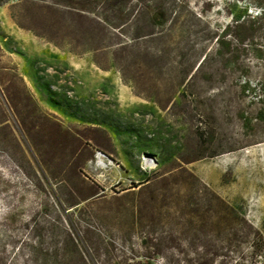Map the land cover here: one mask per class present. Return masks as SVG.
Wrapping results in <instances>:
<instances>
[{
  "label": "rangeland",
  "instance_id": "374dc122",
  "mask_svg": "<svg viewBox=\"0 0 264 264\" xmlns=\"http://www.w3.org/2000/svg\"><path fill=\"white\" fill-rule=\"evenodd\" d=\"M55 2L0 6V264H81L70 228L105 264H192L196 227L264 237V55L184 79L203 29L227 24L233 0H125L122 27L98 21L99 7ZM160 6L171 22L147 24ZM94 149L111 162L95 167ZM139 156L155 167L141 170ZM230 243L217 262H255L245 241Z\"/></svg>",
  "mask_w": 264,
  "mask_h": 264
},
{
  "label": "trees",
  "instance_id": "16d2710c",
  "mask_svg": "<svg viewBox=\"0 0 264 264\" xmlns=\"http://www.w3.org/2000/svg\"><path fill=\"white\" fill-rule=\"evenodd\" d=\"M8 1L9 0H0V6ZM55 1V3H59L65 7L87 12H92L91 10H86L90 9L87 6L89 4L93 5V7H99L101 8V11L94 13L95 18L98 21L106 24L108 23L109 25H111L110 23H113L111 22V19L118 20V26L121 27L128 21L126 20V16L128 14L123 12L125 0H78L74 2L76 3V6L71 5L70 0ZM233 2V7L228 12L230 20L227 24H224L218 31L209 30L208 28L203 29L201 36V40L203 42L197 48V52H194L193 59L189 63L188 69L189 72L192 73L184 78L186 81L193 78L197 72H201L203 68L208 71L207 80H211L219 69H226V67L231 65L239 67L240 69L242 68L241 70H245V63L240 57L245 55L247 51L253 50L256 54L264 55V0H233ZM250 8L255 10V13H248ZM145 19L147 24L157 26H164L171 22V20H169L166 16V10L161 6L157 9L149 10ZM148 34H150V32ZM204 41L209 43L211 42L212 45H206L204 44ZM222 77H224V75H222ZM242 85L245 86L247 84L245 82ZM259 85L262 88V97L264 98V77L260 79ZM249 95H256V92H250ZM163 180L164 179H162V181ZM145 181H147V178H144L140 181V183ZM162 181H158V189L165 190L166 183ZM154 191L155 189L148 190V201H154L156 199ZM209 196L211 201L223 206L225 209L229 210L234 217L236 216L233 208L228 206V204L218 195L209 191ZM55 200L56 202H59V199L56 197ZM190 205H192V207H190L191 210H189V212L197 217L199 215L198 209L200 207L197 199L192 198ZM206 207H208V211L210 210L208 217L213 219L216 214L215 211L212 212L211 204L208 203ZM206 207L203 210L204 212L207 211ZM220 218L222 221H226V213H224L223 217L221 216ZM228 219L229 221H233V217H228L227 220ZM70 231L71 233L67 232V236H69V239L71 238L73 246L79 255L81 264H105L99 263L94 259L93 253L89 250V245H87L85 239L83 240V238L78 237L76 234L73 239L70 237V234H74L75 232L73 228H70ZM235 239L239 241L243 240L248 244V247L250 248L248 253L252 258H255V262L252 261V264H264V237L259 234L258 231L253 230L252 228L239 230L237 228L230 229L219 226L213 227V225H209L206 228L196 227L195 232L192 234V238L190 239V243L187 247L193 254L192 264H221V262H217L215 260V256L221 255L218 253L222 249L229 250L231 240ZM142 245L144 247H149L145 240H142ZM87 246L88 250L86 249ZM231 251H237V249L234 247ZM161 255L164 258L161 264H176L170 257H166L164 254ZM238 259H240V263L244 261L243 256H239ZM106 264L152 263L149 259H145L141 262L140 260H136L132 257H123L120 260Z\"/></svg>",
  "mask_w": 264,
  "mask_h": 264
},
{
  "label": "built area",
  "instance_id": "2783aa9c",
  "mask_svg": "<svg viewBox=\"0 0 264 264\" xmlns=\"http://www.w3.org/2000/svg\"><path fill=\"white\" fill-rule=\"evenodd\" d=\"M89 162L95 167L103 168L105 167L106 162H111V159L102 151L98 149L93 150L92 158H90ZM117 165V164H116ZM156 163H151L147 161L145 158L139 156V167L141 170L148 172L155 167Z\"/></svg>",
  "mask_w": 264,
  "mask_h": 264
}]
</instances>
